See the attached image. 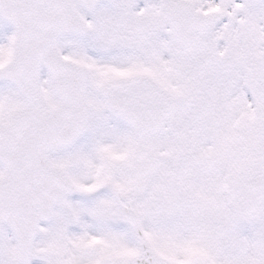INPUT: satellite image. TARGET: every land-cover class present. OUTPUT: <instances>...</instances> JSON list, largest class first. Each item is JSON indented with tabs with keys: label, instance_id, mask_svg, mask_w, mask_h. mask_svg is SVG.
I'll return each mask as SVG.
<instances>
[{
	"label": "snow or ice",
	"instance_id": "6c2138e0",
	"mask_svg": "<svg viewBox=\"0 0 264 264\" xmlns=\"http://www.w3.org/2000/svg\"><path fill=\"white\" fill-rule=\"evenodd\" d=\"M0 264H264V0H0Z\"/></svg>",
	"mask_w": 264,
	"mask_h": 264
}]
</instances>
